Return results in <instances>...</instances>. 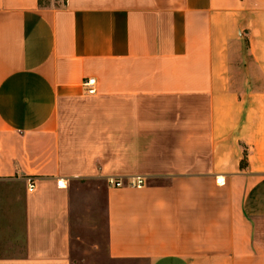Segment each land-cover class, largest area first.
Wrapping results in <instances>:
<instances>
[{
  "label": "crops",
  "instance_id": "crops-1",
  "mask_svg": "<svg viewBox=\"0 0 264 264\" xmlns=\"http://www.w3.org/2000/svg\"><path fill=\"white\" fill-rule=\"evenodd\" d=\"M98 183L106 264H264V0H0V264H76Z\"/></svg>",
  "mask_w": 264,
  "mask_h": 264
},
{
  "label": "rangeland",
  "instance_id": "rangeland-1",
  "mask_svg": "<svg viewBox=\"0 0 264 264\" xmlns=\"http://www.w3.org/2000/svg\"><path fill=\"white\" fill-rule=\"evenodd\" d=\"M73 193L79 220L73 232L77 238L72 249L75 263L106 264V237L104 221L103 218L101 219L102 203L100 204L103 184L76 186ZM5 243L4 247H2L3 243L0 244V251H6L10 256L15 252L19 254L21 242L16 241L14 237H9Z\"/></svg>",
  "mask_w": 264,
  "mask_h": 264
},
{
  "label": "built area",
  "instance_id": "built-area-1",
  "mask_svg": "<svg viewBox=\"0 0 264 264\" xmlns=\"http://www.w3.org/2000/svg\"><path fill=\"white\" fill-rule=\"evenodd\" d=\"M95 84L96 81L95 79H86L83 82V86L86 90V93L88 95H94L95 94ZM106 182L109 186L113 188H121V187H130V188H135V189H140L145 186V178L143 176H130V177H108L106 179ZM215 183L217 185H223V179L221 177H216ZM56 186L57 188H65L66 183L62 179L56 180ZM27 191L29 193H32L35 191V183L33 180L28 179L27 183Z\"/></svg>",
  "mask_w": 264,
  "mask_h": 264
}]
</instances>
